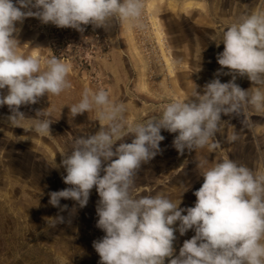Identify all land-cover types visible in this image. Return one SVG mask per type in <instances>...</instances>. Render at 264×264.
I'll use <instances>...</instances> for the list:
<instances>
[{
  "label": "clouds",
  "instance_id": "clouds-1",
  "mask_svg": "<svg viewBox=\"0 0 264 264\" xmlns=\"http://www.w3.org/2000/svg\"><path fill=\"white\" fill-rule=\"evenodd\" d=\"M144 7V0H0V107L6 105L11 113L5 118L9 126L51 135L48 108L37 109L27 128L22 122L29 118L20 108L72 88L67 61L20 53L17 23L34 17L81 33L87 25L109 30L114 23L143 30ZM214 41L224 45L215 75L232 79L222 83L214 78L202 91L196 87L190 99L172 100L159 117L129 123L125 104L113 101L104 89L85 88L80 100L68 106L70 118L95 111L100 127L76 136L70 153L55 163L65 170L62 179L69 187L50 192L49 204L65 211L64 199L84 208L95 187L96 227L105 233L93 241L99 264H164L165 258L169 264H264V172L231 159L210 164L204 158L196 163L203 183L193 193L194 206L181 208V199L177 203L162 193L133 194L141 165L162 151L161 130L177 134L172 146L180 155L204 148L214 152L226 122L222 115L241 117L249 106L264 111V11L242 17ZM237 76H246L253 87L242 89ZM127 136L133 137L130 143L123 142ZM238 139L237 132L227 137L228 142ZM51 219L50 227L64 222L59 215ZM189 230L195 234L174 255L175 232L183 236Z\"/></svg>",
  "mask_w": 264,
  "mask_h": 264
},
{
  "label": "rangeland",
  "instance_id": "rangeland-1",
  "mask_svg": "<svg viewBox=\"0 0 264 264\" xmlns=\"http://www.w3.org/2000/svg\"><path fill=\"white\" fill-rule=\"evenodd\" d=\"M144 4L143 30L114 23L109 30L87 25L81 33L34 17L16 24L20 53L42 60L56 55L67 61L72 66L68 77L72 88L20 108L29 118L22 122L25 128L37 109L48 108L53 121L48 136L9 126L5 118L11 113L6 105L0 107V264H99L93 241L105 233L96 227L95 187L84 208L64 199L60 204L68 205L65 211L49 204L50 192L69 187L62 179L65 170L55 167L61 155L70 153L76 136L94 134L100 127L95 111L70 118L68 106L80 100L85 88L104 89L113 101L125 104L129 123L159 117L172 100L190 99L196 87L202 91L214 78L222 83L232 79L215 75L221 68L216 57L224 45L217 47L214 39L242 17L264 11V0H144ZM235 82L245 90L253 87L246 76H237ZM2 91L6 94V89ZM222 120L226 122L216 137L220 147L214 152L204 148L180 155L172 146L177 134L161 130L162 151L141 165L133 194L162 193L177 203L181 199V208L194 206L193 193L203 183L196 163L204 158L210 164L231 159L264 172V111L249 106L244 116L222 115ZM233 132L239 139L228 142ZM58 215L64 222L50 227L51 218ZM194 234L175 232L174 255ZM169 260L165 258L164 264Z\"/></svg>",
  "mask_w": 264,
  "mask_h": 264
},
{
  "label": "trees",
  "instance_id": "trees-1",
  "mask_svg": "<svg viewBox=\"0 0 264 264\" xmlns=\"http://www.w3.org/2000/svg\"><path fill=\"white\" fill-rule=\"evenodd\" d=\"M53 51H56V50L53 48Z\"/></svg>",
  "mask_w": 264,
  "mask_h": 264
}]
</instances>
